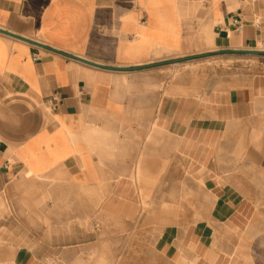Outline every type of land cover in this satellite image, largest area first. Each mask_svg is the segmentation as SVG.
Segmentation results:
<instances>
[{
	"label": "crops",
	"instance_id": "1",
	"mask_svg": "<svg viewBox=\"0 0 264 264\" xmlns=\"http://www.w3.org/2000/svg\"><path fill=\"white\" fill-rule=\"evenodd\" d=\"M0 29L59 51L0 33V264H80L55 260L74 234L55 206H82L81 231L93 206L134 224L144 199L151 212L187 177L204 193L199 218L168 217L182 224L162 230L157 252L264 264V76L207 90L196 71L170 80L186 62L115 71L64 55L132 69L264 51V0H0ZM73 191L82 198H59Z\"/></svg>",
	"mask_w": 264,
	"mask_h": 264
},
{
	"label": "rangeland",
	"instance_id": "2",
	"mask_svg": "<svg viewBox=\"0 0 264 264\" xmlns=\"http://www.w3.org/2000/svg\"><path fill=\"white\" fill-rule=\"evenodd\" d=\"M169 69L170 80L178 74V70L185 69L200 73L204 89L217 87L218 84L231 88L245 84L255 77L264 76V56L214 55ZM140 173L139 167V178ZM174 186L169 194L166 192L165 196L159 194L151 212H148L150 203L144 199L142 214L134 224L98 216L99 207L93 206L88 208L92 216L82 224L85 231H81L77 225H80L78 219L82 206L72 204L55 206L53 209L56 210L58 227L72 228L74 233L73 238H70L68 233L66 237L60 239L63 244L56 249L55 260L58 262L78 260L80 264H169L157 252L156 242L166 226L182 223L166 219L181 213L193 220L189 224L195 223L199 218L200 206L194 205V199L204 198L203 191L198 188L195 197L194 186L188 177ZM82 196V191H73L63 193L59 198L80 199ZM164 200L175 206V210L173 211L167 204L162 207Z\"/></svg>",
	"mask_w": 264,
	"mask_h": 264
},
{
	"label": "water",
	"instance_id": "3",
	"mask_svg": "<svg viewBox=\"0 0 264 264\" xmlns=\"http://www.w3.org/2000/svg\"><path fill=\"white\" fill-rule=\"evenodd\" d=\"M0 33L5 34L7 36L13 37L15 39H19L25 42H28L32 45H35L37 47H42V48H46V49H50L44 45H42L41 43H38L36 41H32L30 39L24 38V37H20L16 34H13L11 32L5 31L3 29H0ZM54 52H59L56 51L54 49H50ZM246 55V56H264V51H251V50H225V51H216L214 53H208V54H202V55H197V56H193V57H185V58H181V59H174V60H170V61H165V62H161V63H155V64H151V65H147L144 67H139V68H132V69H128V68H117V67H107L104 65H100L97 63H93L91 61H88L86 59L74 56V55H69V54H64L67 57H70L72 59H75L77 61H80L82 63H86L88 65L97 67V68H101V69H108V70H115V71H133V70H141V69H147V68H155V67H159V66H163V65H172V64H178V63H183V62H188L191 60H195V59H201V58H206V57H211L214 55Z\"/></svg>",
	"mask_w": 264,
	"mask_h": 264
},
{
	"label": "built area",
	"instance_id": "4",
	"mask_svg": "<svg viewBox=\"0 0 264 264\" xmlns=\"http://www.w3.org/2000/svg\"><path fill=\"white\" fill-rule=\"evenodd\" d=\"M57 103H58V98L57 97H51L49 100H48V104L50 107L52 108H55L57 106Z\"/></svg>",
	"mask_w": 264,
	"mask_h": 264
},
{
	"label": "bare ground",
	"instance_id": "5",
	"mask_svg": "<svg viewBox=\"0 0 264 264\" xmlns=\"http://www.w3.org/2000/svg\"><path fill=\"white\" fill-rule=\"evenodd\" d=\"M217 63V62H216ZM220 64V63H219ZM164 88V87H163Z\"/></svg>",
	"mask_w": 264,
	"mask_h": 264
}]
</instances>
